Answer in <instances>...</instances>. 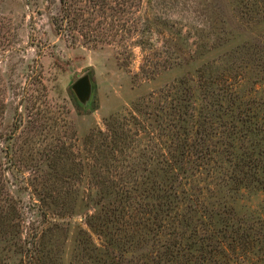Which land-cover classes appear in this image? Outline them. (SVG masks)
<instances>
[{
  "label": "rangeland",
  "instance_id": "obj_1",
  "mask_svg": "<svg viewBox=\"0 0 264 264\" xmlns=\"http://www.w3.org/2000/svg\"><path fill=\"white\" fill-rule=\"evenodd\" d=\"M0 264H264V0H0Z\"/></svg>",
  "mask_w": 264,
  "mask_h": 264
},
{
  "label": "water",
  "instance_id": "obj_2",
  "mask_svg": "<svg viewBox=\"0 0 264 264\" xmlns=\"http://www.w3.org/2000/svg\"><path fill=\"white\" fill-rule=\"evenodd\" d=\"M72 90L81 103H85L91 92V85L88 76L79 78L73 85Z\"/></svg>",
  "mask_w": 264,
  "mask_h": 264
}]
</instances>
